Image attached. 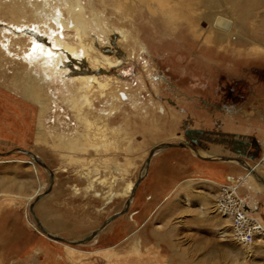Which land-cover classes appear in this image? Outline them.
I'll list each match as a JSON object with an SVG mask.
<instances>
[{
	"label": "rangeland",
	"instance_id": "obj_1",
	"mask_svg": "<svg viewBox=\"0 0 264 264\" xmlns=\"http://www.w3.org/2000/svg\"><path fill=\"white\" fill-rule=\"evenodd\" d=\"M253 1L0 0V264H264L214 209L225 179L157 186L147 165L187 131L246 129L253 173L233 182L264 225Z\"/></svg>",
	"mask_w": 264,
	"mask_h": 264
},
{
	"label": "crops",
	"instance_id": "obj_2",
	"mask_svg": "<svg viewBox=\"0 0 264 264\" xmlns=\"http://www.w3.org/2000/svg\"><path fill=\"white\" fill-rule=\"evenodd\" d=\"M243 118H245V116H243ZM261 119L262 121H264L263 116L261 117ZM196 131L197 130L187 131V136L185 135L184 137L187 142L193 144L199 150L200 154L203 157H223L238 159L244 165L250 166L247 162L248 158L247 156H245L249 154V144L247 143L248 139L246 138V135L249 131H247L246 129H231L229 126L221 124V127L218 128V132L216 133L208 131L199 134ZM236 131L240 132L238 137L235 136ZM231 133L234 135H232ZM165 149H172L173 151L158 153L157 155H155L156 157H153V154H155V152L153 154L150 153L147 160V165H149V163L153 165L154 171L152 178L154 181H156L157 186H165V184L162 185L160 183V181L165 179L170 183L172 181L182 179V177H184L183 172L186 171L185 168L190 169L193 175L198 178V181L212 182L210 180H216L219 182V180L223 178L226 181V183L224 184L234 183L233 180L238 175V172L234 169L232 170L231 167L235 166L246 170L244 166L232 161L200 160L194 154H191L190 150L187 148L168 146L165 147ZM179 150L183 151L180 152ZM186 151L190 153V156L193 160V162H191L188 167L186 165L183 166L182 164H179L177 162V157H179L181 154H186L184 153ZM244 156L246 157V159L244 158ZM215 164L220 166L219 170L215 169ZM169 167H172L173 171L170 169L167 170V168ZM215 184L219 187L220 185H223L219 183ZM161 194V191L154 193V195L158 196ZM248 207L253 209L254 211L257 210L255 206L249 205Z\"/></svg>",
	"mask_w": 264,
	"mask_h": 264
},
{
	"label": "built area",
	"instance_id": "obj_3",
	"mask_svg": "<svg viewBox=\"0 0 264 264\" xmlns=\"http://www.w3.org/2000/svg\"><path fill=\"white\" fill-rule=\"evenodd\" d=\"M214 209L228 219L235 242L248 246L264 239V225L240 196L237 184L220 185Z\"/></svg>",
	"mask_w": 264,
	"mask_h": 264
},
{
	"label": "water",
	"instance_id": "obj_4",
	"mask_svg": "<svg viewBox=\"0 0 264 264\" xmlns=\"http://www.w3.org/2000/svg\"><path fill=\"white\" fill-rule=\"evenodd\" d=\"M168 146H171V147H181V148H187V149H189L198 159H200V160H204V161H232V162H236V163H238V164H240V165H242V166H244V168L248 171V172H252V170L250 169V167L249 166H247V165H244L240 160H238V159H231V158H223V157H203L201 154H200V152H199V150L193 145V144H191V143H189V142H181V143H178V144H165V145H163L162 147H156V148H154V149H152V151H151V154H153L155 151H157L158 149H160V148H165V147H168ZM147 164H148V161H147ZM139 182L140 181H137L136 182V184H135V186H134V189H133V191H132V193H131V196L134 194V190L136 189V187L138 186V184H139ZM263 184H264V181H261ZM131 200V199H130ZM130 200H128V202H127V204H126V209H125V211L123 212V213H125V212H127V208L129 207V203H130ZM123 213H121V214H123ZM121 214H119V215H121ZM119 215H115L112 219H110L104 226H106L107 224H109L114 218H116V217H118ZM103 226V227H104ZM98 233V232H97ZM97 233H94L87 241H89V240H91V239H93L94 237H95V235L97 234ZM54 241H59V240H54ZM86 241V242H87Z\"/></svg>",
	"mask_w": 264,
	"mask_h": 264
},
{
	"label": "bare ground",
	"instance_id": "obj_5",
	"mask_svg": "<svg viewBox=\"0 0 264 264\" xmlns=\"http://www.w3.org/2000/svg\"><path fill=\"white\" fill-rule=\"evenodd\" d=\"M256 1L257 0H254L253 1V3H255L256 4ZM58 2H59V0H58ZM44 4V3H43ZM42 13L43 14H41L40 13V15H37L36 13H35V15H34V19H36L38 16H41V17H43V18H45L44 20H51V21H53L54 19H55V17L53 18V11L52 12H49V14L47 15V14H45L44 13V10L42 11ZM57 16V15H56ZM226 24V22H224V24L223 25H225ZM57 41V40H56ZM63 48L65 49V50H67V51H70V50H72V48L71 47H68L66 44H63ZM36 49V48H35ZM34 49V50H35ZM33 50V49H32ZM36 51V50H35ZM33 52V51H32ZM49 54V53H48ZM47 55V54H46ZM30 86V85H29ZM250 167V166H249ZM250 169L252 170V168L250 167ZM248 173H253V170H252V172H248Z\"/></svg>",
	"mask_w": 264,
	"mask_h": 264
}]
</instances>
